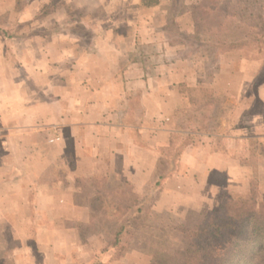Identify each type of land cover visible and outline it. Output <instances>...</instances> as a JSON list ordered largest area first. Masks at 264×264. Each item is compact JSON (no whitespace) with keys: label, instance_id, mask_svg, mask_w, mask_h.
Instances as JSON below:
<instances>
[{"label":"crops","instance_id":"0c3cea01","mask_svg":"<svg viewBox=\"0 0 264 264\" xmlns=\"http://www.w3.org/2000/svg\"><path fill=\"white\" fill-rule=\"evenodd\" d=\"M6 1L11 5L0 13V26L7 30L0 31V40L8 45L0 49L7 55L0 71V264H42L34 253L41 249L38 232L72 234L74 221L88 224L90 209L73 200L74 195L85 197L76 177L126 183L133 193L145 195L160 174L157 149L177 140L183 148L176 171L156 188L151 211L182 206L205 211L216 207L214 173L224 174L228 183L246 174L234 150L247 146L250 138L264 146L262 113L229 112L218 127L208 123L206 130L177 114L187 71L158 56L175 46L183 52L184 45H172L166 32L133 28L138 18L146 23L162 10V0L149 7L141 0H109V8L115 2L120 9L107 15L103 1L95 0L96 13L81 24L59 20L55 12L72 4L86 6L88 0H32L23 8L19 0ZM35 2L37 14L28 17L26 7ZM135 9L142 15H133ZM60 40L65 46H59ZM248 74L238 83L225 81V88L247 91ZM200 83L193 78L187 84L197 88ZM256 91L264 103V81ZM53 137L59 139L50 142ZM76 212L82 217L73 218ZM71 240L52 243L50 264H122L130 257L114 258L112 249L103 251L104 241L88 254V241L81 238L73 254Z\"/></svg>","mask_w":264,"mask_h":264},{"label":"rangeland","instance_id":"374dc122","mask_svg":"<svg viewBox=\"0 0 264 264\" xmlns=\"http://www.w3.org/2000/svg\"><path fill=\"white\" fill-rule=\"evenodd\" d=\"M31 1L32 0H19V3L22 7L23 5H26ZM37 1L42 2L43 0ZM94 1L95 0H88L87 4H85L86 6H74L75 4L71 3L72 6L70 5L68 7H61L55 12V18H58L59 20L76 21L81 24V21L84 20L85 17H88L91 12L96 13L95 9L97 5L96 3L95 5L93 4ZM101 1H103L102 4L104 5V8H102L104 15L111 13L115 8L117 9V11H119L120 9L115 2L110 4L111 6H114V8H109V0H99L100 3ZM197 1L198 0H183V4L191 5L196 3ZM258 1L264 2V0ZM140 2L143 5H146V7H149L152 4L161 2V0H141ZM162 2V10L167 16L168 14L170 15L171 0H162ZM218 2L220 4H228L236 2V0H219ZM238 2H244V4H248V9L250 8L249 10H247L246 12L238 10L237 13L238 15L242 14L244 16H248V18L246 22H243L242 20L238 19V16H229V18H227L226 20V23L222 26V28H220V37L223 39L236 40L243 34H246L249 38V36L253 35L255 32V30L252 28L257 25L255 16L257 13H259V11H261L260 7L258 6V4H255V2H251V0H238ZM36 3L37 2L31 3L29 7H26L25 12H27L26 15L28 17L32 16L33 13L37 14L36 6L34 9V4ZM41 4H43V2ZM10 5L11 4L6 0H0V13L2 12V10L7 9ZM90 5L94 6L91 7ZM88 9L89 11H87ZM162 10L158 9L155 16L149 17L151 18V20L147 18L146 23L141 22L138 18L139 21L136 26L132 25L133 28L144 30L146 26L145 29H149L150 32H168L170 39L172 37V34H170L169 32L174 30L175 26L170 23L168 24V22L166 23V20H162ZM132 12L133 15H142V12L138 13L136 9ZM9 15L10 18L11 16L13 18L14 13H11ZM147 15L145 17H147ZM188 18L189 12H185L183 15L176 16L175 20L178 23L177 26L180 27V31L190 32V30H192L191 25L188 23ZM90 28L94 29V26H90ZM91 29L88 28L89 31ZM120 30H123V28H120ZM175 34H173V36ZM149 38H152V36H149ZM186 40L188 42L187 44H191L190 48H192L193 52L191 55H189L188 47L184 46L185 49L182 52L180 49H177L180 48V46H175L172 49L169 48L166 52H164L163 49V55L158 56L160 59H163L167 63H176L178 69H184L187 71L184 80V82L186 83H184L185 85L180 88V90L182 91L181 95L184 96V104H182V107L176 111L177 114H184V116L186 117L189 116L190 121L192 120L191 126L205 130L207 129L208 123H210L211 128L218 127L220 118L224 114L226 115L229 112L230 114H235V116L237 112H256L262 113L264 115V103L260 101L256 91L258 85L264 81V55H262L264 53L263 43L256 44V41L250 40L249 43L245 45L246 47L244 49L220 53L218 56H209L208 52L204 51L202 44H196L189 39ZM87 41L88 40L85 39L81 42H83L85 45ZM59 42V46H65L64 40H60ZM159 42L161 43L162 41L159 40ZM89 43L94 46L93 39H90ZM175 44L176 43L172 45ZM7 46L8 45H6L5 41L0 40V49L4 51ZM165 50H167V48ZM5 57L7 58V55H5ZM6 58H4V55L0 50V71L2 69L1 63L4 62ZM242 60H245V62L249 63V66L246 65L247 63L244 66ZM251 62L254 63L250 65ZM221 68L224 69V72L222 73H220ZM208 73H214V75H212V78L215 77L214 79L217 80L216 86L213 88L209 87L210 85H208L210 80L207 78ZM245 73H249V78L252 79V82L250 83L247 91L242 92L238 89V87L234 88L233 91H231L230 88H225V81L232 80V82H234L233 80H235L238 83L239 81L244 79ZM178 74L182 76L181 71ZM178 74H176L175 78H177ZM193 78L194 80L196 78L200 80V87L192 89V87L187 84L193 81ZM208 88L212 89L211 100H213V103H210L211 106H208V103L210 102L208 101L210 100L208 98L201 100L196 105H193L189 102V96H203V94H207L206 92L209 91ZM230 95H232V102L228 101ZM207 118L212 119V121L209 122L208 120H206ZM256 142H258L257 139L250 138L247 141V146H242L240 148L238 147L234 150V156H237L242 160L246 174L242 175V177H239L236 180L233 179L230 183H228L227 178L224 176V174L219 172L214 173V175L211 177V180L214 181L213 184L217 185L218 189L216 191V207L218 206L224 194L244 196L249 192L250 186H253V188H255L258 198L264 201V146H257ZM175 143H177V140ZM113 184L114 182L109 183L108 185L112 186ZM155 190L156 188L152 191L150 190V193L153 196H155L156 194ZM202 192L206 193L207 191L203 190L201 191V193ZM74 197V202L83 204L84 199L81 196H77L75 198ZM192 211H195V209L191 207H167L161 210V212L151 211L149 215H144L142 218H139L137 220L133 219L131 223L134 231L132 233V238H130L131 240L128 243V248L125 252L129 253L128 255L130 257L125 259L122 264H174L175 251H183L185 248L182 235L177 229L178 225L179 223H181L180 221H183L186 214L189 213L188 215L192 218L194 216L191 213ZM79 214L80 213L76 212L73 215V218H81L82 216L81 214ZM114 224L115 223L113 221H108L103 215L97 213L94 216L93 225H85L84 230L81 232L82 237H84L86 241H88V243L85 245V252H87L88 254H92L97 250V244L99 241H104L105 243L109 239V235L107 234L110 230L107 229L113 228L115 226ZM38 235L41 249L35 248L34 253L37 260L39 259V256H41L42 260L44 259V262H47L46 264H50V259H52V254L54 253L52 243L54 242L62 239H72L74 244L73 254H76L78 251V247L76 248L75 246V240L80 238L77 229L74 230L72 234H64L63 232H51L48 234L45 231H41L38 232ZM27 245H30L28 240ZM250 259L251 261L256 259V255L251 257ZM44 262L42 264H45Z\"/></svg>","mask_w":264,"mask_h":264},{"label":"trees","instance_id":"16d2710c","mask_svg":"<svg viewBox=\"0 0 264 264\" xmlns=\"http://www.w3.org/2000/svg\"><path fill=\"white\" fill-rule=\"evenodd\" d=\"M218 1L198 0L194 4L184 5L183 0H171V13L168 14L166 23L173 24L175 29L173 27L174 30L169 32L172 37L168 38V41L188 47L189 55L193 52L186 39L202 44L209 56L244 49L250 40L256 41V44L263 43L264 46V2L251 0L261 9L255 16L257 25L252 28L255 30L253 35L248 38L243 34L236 40H226L220 37V28L227 18L238 16L239 20L246 22L248 16L237 13L238 10L246 12L250 8L248 9V4L238 0L228 4H220ZM56 5L54 2L46 8L50 9ZM185 12H189L188 23L192 32H182L177 26L176 16ZM0 31L7 32L1 26ZM212 75L214 73H208L209 81L212 80ZM208 89L207 94L203 96H189V102L196 105L210 97L212 89ZM182 148L181 144L172 143L157 149L160 174L153 186L146 188L145 195L133 193L126 183H114L109 186L105 179L99 177L89 175L84 180L76 177V186L82 194L84 192L83 203L91 211L88 224L81 221L72 223L80 238L85 240L81 232L85 225H93L94 216L100 213L106 220L115 223L113 228L107 229L110 230L107 234L109 239L105 242L103 251L112 249L114 258L122 256L134 231L131 221L151 213L155 196L150 190L157 188L165 178L174 174ZM191 213L194 215L192 218L188 213L178 225L177 229L182 235L185 248L183 251H175L174 264H264V201L258 198L253 186H250L249 192L244 196L224 194L217 207ZM255 255L256 259L251 261L250 258Z\"/></svg>","mask_w":264,"mask_h":264},{"label":"built area","instance_id":"2783aa9c","mask_svg":"<svg viewBox=\"0 0 264 264\" xmlns=\"http://www.w3.org/2000/svg\"><path fill=\"white\" fill-rule=\"evenodd\" d=\"M59 138L58 137H53V138H50L49 141L52 142V141H55V140H58Z\"/></svg>","mask_w":264,"mask_h":264}]
</instances>
